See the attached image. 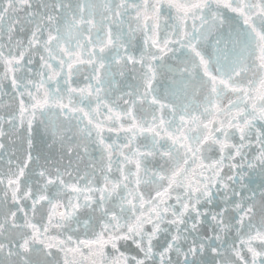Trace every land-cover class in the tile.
<instances>
[{"label": "snow or ice", "instance_id": "6c2138e0", "mask_svg": "<svg viewBox=\"0 0 264 264\" xmlns=\"http://www.w3.org/2000/svg\"><path fill=\"white\" fill-rule=\"evenodd\" d=\"M0 264H264V0H0Z\"/></svg>", "mask_w": 264, "mask_h": 264}]
</instances>
